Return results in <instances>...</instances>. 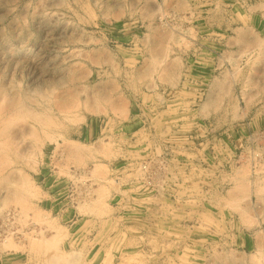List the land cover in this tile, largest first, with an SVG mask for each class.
I'll list each match as a JSON object with an SVG mask.
<instances>
[{"label":"rangeland","instance_id":"obj_1","mask_svg":"<svg viewBox=\"0 0 264 264\" xmlns=\"http://www.w3.org/2000/svg\"><path fill=\"white\" fill-rule=\"evenodd\" d=\"M0 264H264V0H0Z\"/></svg>","mask_w":264,"mask_h":264}]
</instances>
